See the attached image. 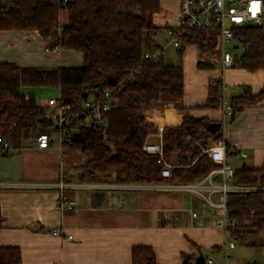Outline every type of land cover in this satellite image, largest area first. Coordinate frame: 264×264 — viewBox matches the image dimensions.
Listing matches in <instances>:
<instances>
[{
    "label": "trees",
    "instance_id": "trees-1",
    "mask_svg": "<svg viewBox=\"0 0 264 264\" xmlns=\"http://www.w3.org/2000/svg\"><path fill=\"white\" fill-rule=\"evenodd\" d=\"M61 3L62 0H0V29H33L48 36L61 27L59 45L65 50H79L83 57L80 66L55 69L0 62V139L5 138L19 149L26 139L42 132H58L51 127L46 109L33 94L27 97L22 93V86L58 88L59 102L69 103V112L80 111L85 99H97L109 90L115 101L102 113L101 120L87 122L82 115L68 126L70 131L62 142V147L80 149L84 154L78 165L81 178L137 184L195 183L218 167L203 153V148L222 137L221 128L209 127L214 121L207 117L187 113L177 123L164 126L165 160L178 151L171 177H163L164 164L157 155L143 149L149 134L164 125L165 110L184 106L182 64L170 65L163 60L156 63L145 57L147 51L160 47L155 39L162 27L153 20L161 11L160 0H68V22L63 26ZM212 33L209 29L186 30L179 53L190 43H195L201 54L215 53L216 47L209 41ZM235 37L244 46L239 66L249 72L264 69V26L237 28ZM197 64L214 67L208 60L199 59ZM163 88L169 89L171 99L161 97ZM213 90L216 95L212 101L201 107L217 104V86ZM263 102L264 87L254 93L244 85L242 92L231 98L235 112ZM198 139L200 144L196 143ZM232 181L237 185L264 186V164L235 168ZM226 204L229 217L236 221L227 228L231 238L253 239L251 245L264 248V190L230 192ZM2 220L0 207V228ZM132 254L133 264H157L151 246H135ZM22 259L20 247L0 246V264H21ZM190 259L186 256L185 264H190Z\"/></svg>",
    "mask_w": 264,
    "mask_h": 264
},
{
    "label": "crops",
    "instance_id": "crops-1",
    "mask_svg": "<svg viewBox=\"0 0 264 264\" xmlns=\"http://www.w3.org/2000/svg\"><path fill=\"white\" fill-rule=\"evenodd\" d=\"M160 3L167 9L163 18L167 32L177 23L180 0ZM60 22L61 26L68 22L66 9L61 10ZM60 34L61 27L48 36L33 29H0V62L24 68L71 66L65 62L78 51L63 49ZM157 39L162 60L170 65L182 64L185 76L184 106L165 110L163 126L177 123L187 113L219 122V94L215 106L201 105L212 101L216 95L213 87L221 75L229 86L230 100L242 92L244 85L254 93L264 87V69H223L204 59L195 43L187 44L180 54L167 44L168 32L162 42ZM46 46H57L59 51L47 52ZM173 49L178 55L174 58L168 53ZM199 59L212 62L214 67H199ZM21 91L27 97L33 94L49 116L57 112L61 98L58 88L22 86ZM161 97L171 99L168 88L161 90ZM221 132L233 146L228 158L234 169L264 164V102L235 112ZM50 135L47 148L38 147L37 135L26 139L21 148L0 155V246L20 247L21 264H133V248L139 245L154 249L157 264H185L186 256L191 257L190 264H196L199 254L207 263L211 258L212 264H254L258 259L264 263L262 246L251 245L253 239L231 238L228 231L216 225L219 209L206 199L207 191L202 195L171 181L137 184L81 178L78 165L84 154L80 149L61 147L56 134ZM148 139L156 141L157 137L150 135ZM240 149L247 153L246 158L239 154ZM177 154L174 151L167 162L176 165ZM212 178L220 182L219 173H213ZM61 181L69 186L61 189ZM211 199L217 202L219 194L213 193ZM68 201L74 203L66 204ZM55 228H60L62 235L55 234ZM227 239L234 241L233 247L225 246ZM238 245L243 249H237ZM245 249L252 250L246 253Z\"/></svg>",
    "mask_w": 264,
    "mask_h": 264
},
{
    "label": "built area",
    "instance_id": "built-area-1",
    "mask_svg": "<svg viewBox=\"0 0 264 264\" xmlns=\"http://www.w3.org/2000/svg\"><path fill=\"white\" fill-rule=\"evenodd\" d=\"M67 2L68 0H62L61 7L63 9L66 8ZM249 25L264 26V0H180L177 23L167 28V44L179 49L182 47L181 36L186 30L193 28L212 30L214 33L210 34L209 41H214V45L221 48V67L226 69L232 67L235 60L233 50L229 47V44L233 40H236L235 30ZM45 51L58 52L59 48L57 46H46ZM145 57L156 63L161 62L163 59L162 48L159 47L152 51H147ZM228 88L229 86L225 81L224 75H221L218 79L217 90L222 107V114L219 122L223 130L235 114L231 100L227 97ZM114 101L112 92L109 90H106L104 94L97 99L94 97L85 99L80 111L69 112L71 108L70 104L58 101L56 106L57 112L51 116V127L58 129L56 136L60 142V146L62 147V142L65 140L66 134L70 131L68 126L73 121L80 119L82 115L87 122L94 119L101 120L102 113L109 110ZM163 132L164 126H160L157 132L150 133L149 136L154 135L157 137V140L150 141L148 136L143 145V149L159 157V161L164 164L162 176L168 178L172 176V168L175 165L165 160ZM51 139L52 136L49 133H40L37 136L38 147H49L51 145ZM187 139L190 140L191 137L187 136ZM196 142L200 144L199 139L196 140ZM232 149L233 146L227 142L224 136L215 140L210 146L203 148V153H207L215 160L218 163V167L210 171L209 174L200 181L195 183H178L182 189L198 192L202 195L207 191L206 199L219 209L216 225L226 231L228 226L236 224V221L229 217V210L226 204L228 193L233 191L264 190V186L237 185L233 183L234 168L228 161L229 150ZM14 150L15 149L8 140L5 138L0 139V154L11 153ZM238 152L243 158L247 157V153L242 149L238 150ZM215 172L220 174V182H216L212 178ZM66 186L69 185L62 181L60 182L61 189ZM213 193L219 194V200L217 202L211 199ZM65 203L73 204L74 202L68 201ZM53 232L62 235L60 228L53 229ZM68 237L72 238V235H68ZM225 246L233 247L234 241L227 239L225 241ZM208 263L212 264L213 260L209 258Z\"/></svg>",
    "mask_w": 264,
    "mask_h": 264
},
{
    "label": "rangeland",
    "instance_id": "rangeland-1",
    "mask_svg": "<svg viewBox=\"0 0 264 264\" xmlns=\"http://www.w3.org/2000/svg\"><path fill=\"white\" fill-rule=\"evenodd\" d=\"M166 10L167 9L161 8L160 13L157 14V15H155L154 18H153L154 23L156 25H157V23H159V24H161V27H162L160 29V31L158 32L157 36H156V38H158L157 40L159 42H162L163 41V37L165 35L167 36V32H166L165 28L163 27L164 24H165L164 23L165 22V19H163V18H165L167 16V11ZM212 42H214V41H212ZM229 47L232 48L233 53H234V56H235V63H234V65L232 67H240L238 61H239L240 56L244 52L243 44L241 42L237 41V40H233L229 44ZM77 51L78 52H74L75 54H71V58H72L71 61H66L65 64H71V65H75V66L82 65V63H83L82 52L79 51V50H77ZM220 51H221V48L219 46H217L216 47V50H215V53L208 54V55L207 54H203L204 55L203 57H204V59H207L208 58V59L212 60L214 62V64H215L216 67H221V63H220V60H221V54L220 53L221 52ZM168 53L171 54L170 56H172V58H174L175 56L176 57L178 56L174 49L168 51ZM166 62H168V61L166 60ZM227 96H229L228 93H227ZM0 155H3V154H0ZM217 161H219V160H217ZM228 161H229L230 165H233L232 159L228 158ZM237 247H238L237 249H239V248L240 249H243V248H241L242 246H240V245H238ZM251 250L252 249H245V252L247 253L248 251H251ZM215 253H217V252H215ZM256 262H257V264H263V261L260 260V259L256 260Z\"/></svg>",
    "mask_w": 264,
    "mask_h": 264
},
{
    "label": "water",
    "instance_id": "water-1",
    "mask_svg": "<svg viewBox=\"0 0 264 264\" xmlns=\"http://www.w3.org/2000/svg\"><path fill=\"white\" fill-rule=\"evenodd\" d=\"M209 127L214 128L215 130H218L219 128H221V124L219 122H213L211 123V125H209ZM205 262V257L203 256V254H199L196 257V264H201Z\"/></svg>",
    "mask_w": 264,
    "mask_h": 264
}]
</instances>
